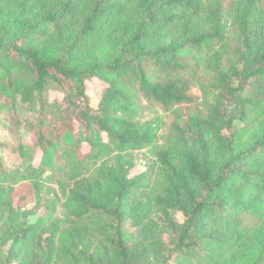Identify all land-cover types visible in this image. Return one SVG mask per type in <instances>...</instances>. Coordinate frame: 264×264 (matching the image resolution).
Wrapping results in <instances>:
<instances>
[{"label":"trees","instance_id":"1","mask_svg":"<svg viewBox=\"0 0 264 264\" xmlns=\"http://www.w3.org/2000/svg\"><path fill=\"white\" fill-rule=\"evenodd\" d=\"M0 264H264V0H0Z\"/></svg>","mask_w":264,"mask_h":264},{"label":"rangeland","instance_id":"2","mask_svg":"<svg viewBox=\"0 0 264 264\" xmlns=\"http://www.w3.org/2000/svg\"><path fill=\"white\" fill-rule=\"evenodd\" d=\"M230 32H232V34H233V35H231V38L233 40V44L230 47L233 51H235V48L239 45V42H238L239 35H238V33H236V31H234L232 29H230ZM104 87H105V84L101 80L94 78L88 82V93L93 99L99 100ZM147 117L150 119L152 118L155 121H157V120L168 121L169 114L164 112L162 109L156 108L153 110L152 109L149 110V114L147 115ZM137 157H138V163L142 166V167L141 166L139 167V171H142L143 169L147 170L149 165H151V164L153 165L154 158L152 157V155L148 151H145V150L141 151L140 153H138ZM50 202H51V200H50ZM60 211H61V206H58L56 208V212L58 213ZM38 216L39 215L32 216L30 218V221H35L38 218Z\"/></svg>","mask_w":264,"mask_h":264}]
</instances>
